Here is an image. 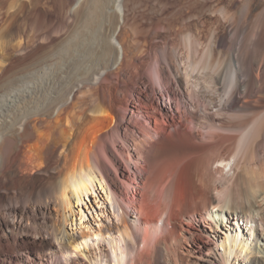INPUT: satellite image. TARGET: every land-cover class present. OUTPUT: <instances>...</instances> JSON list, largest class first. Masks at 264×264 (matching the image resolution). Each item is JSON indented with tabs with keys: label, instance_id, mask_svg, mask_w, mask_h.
I'll list each match as a JSON object with an SVG mask.
<instances>
[{
	"label": "bare ground",
	"instance_id": "bare-ground-1",
	"mask_svg": "<svg viewBox=\"0 0 264 264\" xmlns=\"http://www.w3.org/2000/svg\"><path fill=\"white\" fill-rule=\"evenodd\" d=\"M258 3L0 0V264H264ZM98 16L103 61L57 94Z\"/></svg>",
	"mask_w": 264,
	"mask_h": 264
},
{
	"label": "rangeland",
	"instance_id": "rangeland-1",
	"mask_svg": "<svg viewBox=\"0 0 264 264\" xmlns=\"http://www.w3.org/2000/svg\"><path fill=\"white\" fill-rule=\"evenodd\" d=\"M262 10H264V4L259 5V3H258V5L256 7V10L254 11V15L253 16H255L256 12H260ZM96 18H95L96 20L93 19V20H91V22H89L91 24L90 25L88 24L89 26L87 25L88 26L87 29L86 28L85 29L84 28L83 29H78L80 31L77 30L78 33H76V35H72L70 33L71 35L69 37H67V39L70 38L68 40L69 42H67L66 44H64L65 49L63 47L62 50H61L62 52H60V54L57 53V52L54 54V56H53V62L54 63H55V60H56L55 57H57V56L60 57L61 56V57L64 58L63 59V58L60 57L61 59H59L58 63L56 65H54V67L51 69L52 72H50L48 74V77L51 76L50 79H51V82L52 83H51L50 86L56 91L57 94L59 92H62L64 89L68 88V85H72V82L71 81L74 82L75 81V78L76 79L79 78L78 75L80 76L81 74H83L85 72H90L94 67H96V65H99L100 64L99 62H102L103 61V56L100 53L101 50H102V48H103V46H104L103 39H104L105 34L110 31L111 27H110L109 22L107 21L106 18H104V17L102 18V16H100V17L98 16ZM250 25H252V24H250ZM67 32L69 33V31H67ZM66 34H64V35H66ZM176 37H178V36H176L174 34H171V36H170V38L172 39V41L174 43H176V41H177V43H176L177 44V51L179 52V56H181V61H183V59L185 58V55H186V50H185L186 48H185V45L183 44L184 42L181 39L178 40ZM173 38H174V40H173ZM162 40H163L162 37L159 36L157 38H154L153 40L151 39L150 43L151 44H153V43H155V44H157V43L158 44H161L163 42ZM96 51H98V52H96ZM67 59H68V61H67ZM90 63L92 65L95 64V63L96 64L92 67ZM86 65L88 67H86ZM90 67H91V69H90ZM53 69H54V71H53ZM88 69H89V71H88ZM67 73H69V74H67ZM61 81H62V83H61ZM58 86H59V88H58ZM60 88L63 89V90H61ZM49 99H50V96L48 94H44V96L41 98V101L42 102H45V103H48L49 102ZM155 107H156V104H155ZM158 112H160V111H158ZM175 112H182V110L175 111ZM211 112L214 113V114H216V116H218L217 113H216L217 112V109L216 108H212L211 109ZM179 115L180 116L176 119L177 123H179L183 119V116H181V113ZM248 117L249 118H247V117L245 118V121L247 120L249 122V120H251V113H250V115H248ZM247 121L245 122L246 124H248ZM205 125L206 124L201 123V128H199V127L197 128V130L199 131V134H201L203 136H207L208 135V132H209L208 128H206ZM177 126H176L177 128L176 127L175 128L178 131L185 130L186 132H188V129L184 128L183 126H181L179 124ZM179 127H180V129H179ZM170 178H171V175L169 176V179ZM13 254H17V250H13ZM238 261L244 262L242 259H239Z\"/></svg>",
	"mask_w": 264,
	"mask_h": 264
}]
</instances>
